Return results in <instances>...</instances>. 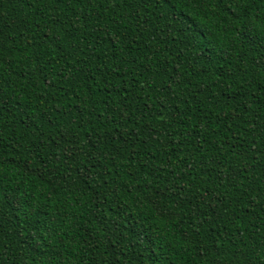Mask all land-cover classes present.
<instances>
[{
  "label": "trees",
  "instance_id": "obj_1",
  "mask_svg": "<svg viewBox=\"0 0 264 264\" xmlns=\"http://www.w3.org/2000/svg\"><path fill=\"white\" fill-rule=\"evenodd\" d=\"M233 13L0 0V264H264V66L217 39Z\"/></svg>",
  "mask_w": 264,
  "mask_h": 264
},
{
  "label": "snow or ice",
  "instance_id": "obj_2",
  "mask_svg": "<svg viewBox=\"0 0 264 264\" xmlns=\"http://www.w3.org/2000/svg\"><path fill=\"white\" fill-rule=\"evenodd\" d=\"M195 2L202 3L203 0H195ZM251 2L252 0H232L236 30L228 38L221 36L217 37V39L222 41L224 47L228 48L236 47L239 49L247 46L246 50L252 51V54L257 58V63L264 66V18L257 22L254 18L249 19L246 16H242L239 7L241 4L247 6ZM257 2L264 3V0H257ZM181 3L183 4L184 0H181ZM261 11L264 12V8ZM246 20L248 21L247 24H245ZM0 196H2V193H0Z\"/></svg>",
  "mask_w": 264,
  "mask_h": 264
}]
</instances>
